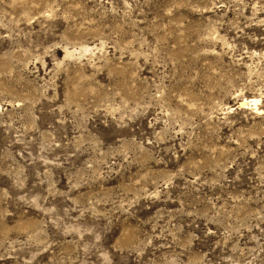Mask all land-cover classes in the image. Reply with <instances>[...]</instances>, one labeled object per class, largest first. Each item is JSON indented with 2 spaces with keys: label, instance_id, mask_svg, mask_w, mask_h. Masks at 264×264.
<instances>
[{
  "label": "rangeland",
  "instance_id": "rangeland-1",
  "mask_svg": "<svg viewBox=\"0 0 264 264\" xmlns=\"http://www.w3.org/2000/svg\"><path fill=\"white\" fill-rule=\"evenodd\" d=\"M0 264H264V0H0Z\"/></svg>",
  "mask_w": 264,
  "mask_h": 264
},
{
  "label": "bare ground",
  "instance_id": "bare-ground-1",
  "mask_svg": "<svg viewBox=\"0 0 264 264\" xmlns=\"http://www.w3.org/2000/svg\"><path fill=\"white\" fill-rule=\"evenodd\" d=\"M253 102L255 103V105L258 103V99H254Z\"/></svg>",
  "mask_w": 264,
  "mask_h": 264
}]
</instances>
